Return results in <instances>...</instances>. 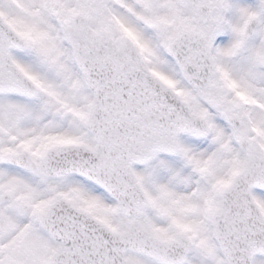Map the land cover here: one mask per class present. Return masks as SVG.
<instances>
[{
  "label": "snow or ice",
  "instance_id": "obj_1",
  "mask_svg": "<svg viewBox=\"0 0 264 264\" xmlns=\"http://www.w3.org/2000/svg\"><path fill=\"white\" fill-rule=\"evenodd\" d=\"M264 0H0V264H264Z\"/></svg>",
  "mask_w": 264,
  "mask_h": 264
},
{
  "label": "rangeland",
  "instance_id": "obj_2",
  "mask_svg": "<svg viewBox=\"0 0 264 264\" xmlns=\"http://www.w3.org/2000/svg\"><path fill=\"white\" fill-rule=\"evenodd\" d=\"M257 259H264L263 256H257Z\"/></svg>",
  "mask_w": 264,
  "mask_h": 264
}]
</instances>
